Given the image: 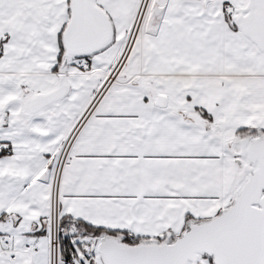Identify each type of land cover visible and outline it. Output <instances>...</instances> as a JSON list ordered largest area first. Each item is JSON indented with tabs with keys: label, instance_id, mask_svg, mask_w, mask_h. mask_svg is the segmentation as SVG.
I'll return each instance as SVG.
<instances>
[{
	"label": "crops",
	"instance_id": "0c3cea01",
	"mask_svg": "<svg viewBox=\"0 0 264 264\" xmlns=\"http://www.w3.org/2000/svg\"><path fill=\"white\" fill-rule=\"evenodd\" d=\"M139 1L94 0L108 38L60 68L69 0H0V264L40 262L17 246L54 198L62 217L154 240L240 189L233 145L264 131V54L232 21L257 1L148 0L140 24Z\"/></svg>",
	"mask_w": 264,
	"mask_h": 264
},
{
	"label": "water",
	"instance_id": "95a60500",
	"mask_svg": "<svg viewBox=\"0 0 264 264\" xmlns=\"http://www.w3.org/2000/svg\"><path fill=\"white\" fill-rule=\"evenodd\" d=\"M254 1H257V8L250 4V13L242 19L241 29L264 50V0ZM108 34L106 16L89 0H74L64 37L68 52L72 55L93 52L104 45ZM166 101L160 96L155 105L164 107ZM240 155L246 158L247 176L240 175L245 182L229 208L207 222L190 223L172 243L129 246L118 237L104 236L96 248L100 263L189 264L204 254L213 264H264V136L243 139ZM95 245L96 241L91 252Z\"/></svg>",
	"mask_w": 264,
	"mask_h": 264
},
{
	"label": "rangeland",
	"instance_id": "374dc122",
	"mask_svg": "<svg viewBox=\"0 0 264 264\" xmlns=\"http://www.w3.org/2000/svg\"><path fill=\"white\" fill-rule=\"evenodd\" d=\"M145 2H147V0H140L139 1L140 9L145 7ZM89 3L91 5H93L95 8H97L98 10H100L106 16L105 12L103 11V8L100 9L99 7L95 6L94 0H89ZM73 4H74V0H69L70 9H69L68 22L65 25L63 32L61 33V36L59 38V42H60V44L62 43L61 45H63V48H64L62 57L65 58L64 62L63 61L61 62L60 68L64 67L65 63L77 64V62H79L82 59L81 55L70 54L68 52L66 46H65V41H64L65 32L67 30V27L69 25V22H70V19L72 16V12H73ZM226 9H227V7L225 8V12L227 13ZM234 10H235L234 6L232 5V8L230 9V12H231L230 15H232V12ZM249 13H250V10H248L247 6H246L244 11H242L241 15H239V16L235 15L234 21H232L233 22L232 25H234L238 29L241 26L240 24H241L242 19L245 16H247ZM139 20H140V18H139ZM257 48H259V47H257ZM260 50H262V49H260ZM262 52L264 54V50H262ZM262 136H264V131L259 129L258 127H249V128H246V129L238 132V134L234 140L235 144L233 146H234L235 154L237 155L236 158H237V164L239 167L238 173L240 175L245 174V176H247V174L244 170V167L248 166L246 158L240 155L241 141L243 139H250V140L251 139H257V138L262 137ZM8 151H10L9 148H7L5 150V153L8 154L9 153ZM244 182H245V180L237 181V186L241 187ZM55 213L57 216V222L54 221L51 223V221H52L51 214L55 215ZM47 218H48V220H46L44 222L45 224L42 225V223H41V226L37 225L34 228L31 227V229L29 231L30 234H28L30 236V238H28V239L26 238V240L23 239L20 242V245L18 244V246H17V247L22 248L23 247V244H22L23 241L25 244V243H31L35 239L41 238L40 239L41 243H40V246L38 248V251L32 257V258H34V260L36 259L37 261H40V262H37V264H47V262H48V264H50L51 240H54V241L56 240V242H57V247H58L57 249H58V254H59L58 256L63 257L68 252V253H73L74 256L78 255L79 257L84 258L83 255L86 253V251H88L92 247V244L96 239L99 240L100 238H102L104 236H108V235H105L103 233H101L97 236H93V237L82 235L83 233H85V231L82 229H76L77 228L76 223L79 221L74 220L72 218L62 217L59 214V212L57 210V203H56L55 198L53 199V201L51 203L50 215ZM63 221H65V222L62 223ZM190 223H201V222L193 221V220L191 221L187 218L185 220V227H184L183 232H185L187 230V227ZM97 229H99V228H97ZM77 230L79 231V234L75 235L73 238H71L72 234L74 232H77ZM103 231H106V230H103ZM109 232H112V231H109ZM119 233H120V235L113 236V237H118L122 240L125 232H119ZM126 234H128V233H126ZM94 237H96V238H94ZM178 237H180V236L178 235L177 238ZM69 238H71V239L69 240ZM137 239H139L138 244H141V243H163V242L172 243V241L176 238H166V239L165 238H163V239L157 238L154 240H147V239L142 240L140 238H137ZM78 240L82 243L77 244ZM90 251H91V249H90ZM92 253H94L96 255L95 256L96 261L100 263L99 255H98L96 249ZM21 257H24V255H21ZM199 257L202 260L208 261L209 264H213L211 258L205 257L204 255H200V256H198V258ZM189 264H197V263H191L190 262Z\"/></svg>",
	"mask_w": 264,
	"mask_h": 264
},
{
	"label": "built area",
	"instance_id": "2783aa9c",
	"mask_svg": "<svg viewBox=\"0 0 264 264\" xmlns=\"http://www.w3.org/2000/svg\"><path fill=\"white\" fill-rule=\"evenodd\" d=\"M147 2H148V0H147ZM147 2H145V7L143 9H140V11H139V15H138V19L140 17L139 24L141 23V19H142V16L144 14ZM231 8H232V5H228L227 9H226L227 14H229V15L231 13L230 12ZM137 29H139L138 26H137ZM8 152H10V151H8ZM51 216H52L51 223L54 222V221L57 222L56 213H55V215L51 214ZM78 234H79V231L74 232L72 234L71 238H73L75 235H78ZM71 238H69V240ZM81 243L82 242H80L79 240L77 241V244H81ZM38 248H39V240L36 239V240L32 241L31 243H26L23 246L22 251L24 253H26V254L34 255V254L37 253ZM57 248L58 247H57L56 240L55 241L51 240L50 264H87V263L88 264H101V263L96 261V257H95L96 255L90 251L91 248L88 251H86V253L83 255L84 258L79 257L78 255L74 256L73 253H68V252L63 257L62 256H58L59 254H58V249Z\"/></svg>",
	"mask_w": 264,
	"mask_h": 264
},
{
	"label": "trees",
	"instance_id": "16d2710c",
	"mask_svg": "<svg viewBox=\"0 0 264 264\" xmlns=\"http://www.w3.org/2000/svg\"><path fill=\"white\" fill-rule=\"evenodd\" d=\"M61 44L59 43V51H60L59 59H60V62L63 59L62 54H63V50H64L63 45H61ZM197 112H198V115L200 116V118L203 119L213 130H215L217 132V128L213 124L211 118L206 113H204L201 110H197ZM64 222L65 221H63L62 223H64ZM76 224H77V229H82V230L85 231V233L82 234L84 236L93 237V236H97V235H99L101 233H103L105 235H108V236H118V235H120L119 232L103 231L101 229H97V228H93L91 226H88V225H86V224H84L82 222H77ZM94 238H96V237H94ZM122 242L124 244H126V245L134 246V245H137L139 243V239L124 233Z\"/></svg>",
	"mask_w": 264,
	"mask_h": 264
},
{
	"label": "bare ground",
	"instance_id": "6f19581e",
	"mask_svg": "<svg viewBox=\"0 0 264 264\" xmlns=\"http://www.w3.org/2000/svg\"><path fill=\"white\" fill-rule=\"evenodd\" d=\"M254 7V6H253ZM256 8H257V6H255ZM96 51V50H95ZM77 229V228H76ZM78 231V230H77ZM101 239V238H100ZM99 239V240H100ZM99 240L98 239H96L95 241H96V245H95V249L97 248V245H98V243H99ZM204 255V254H203ZM204 256H206V255H204Z\"/></svg>",
	"mask_w": 264,
	"mask_h": 264
}]
</instances>
